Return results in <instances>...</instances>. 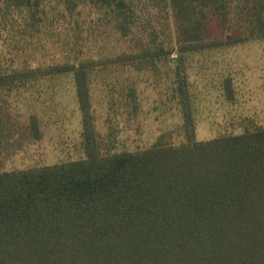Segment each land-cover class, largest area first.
Instances as JSON below:
<instances>
[{"label":"trees","instance_id":"16d2710c","mask_svg":"<svg viewBox=\"0 0 264 264\" xmlns=\"http://www.w3.org/2000/svg\"><path fill=\"white\" fill-rule=\"evenodd\" d=\"M45 1L0 0V32L12 10L27 11L35 27ZM76 1L110 11L124 38L139 21H156L141 26L148 40L138 38V52L119 62L154 69L177 55L185 142L106 148L92 112L94 60L0 72V90L71 75L85 153L5 171L1 150L11 134L0 121V264H264V126L197 141L184 65L189 53L264 40V0H68ZM225 90L232 98L230 80ZM40 127L32 116L38 140Z\"/></svg>","mask_w":264,"mask_h":264},{"label":"rangeland","instance_id":"374dc122","mask_svg":"<svg viewBox=\"0 0 264 264\" xmlns=\"http://www.w3.org/2000/svg\"><path fill=\"white\" fill-rule=\"evenodd\" d=\"M9 16L10 22L0 32L1 73L94 60L92 112L106 148L141 151L160 138L175 146L184 144V118L175 83L177 55L154 69L119 62V56L138 52L140 40H148L142 30H150L155 20L139 21L136 32L124 38L110 11L80 1L74 5L68 0H46L31 29L27 11L12 10ZM184 65L197 141L239 136L264 126V40L189 53ZM229 80L232 98L225 90ZM32 116L39 119V140L29 133ZM0 121L11 134L1 150L5 171L85 157L82 116L71 75L0 90Z\"/></svg>","mask_w":264,"mask_h":264}]
</instances>
